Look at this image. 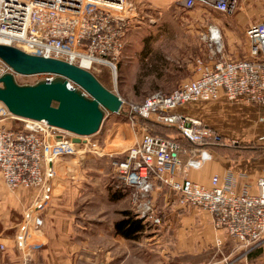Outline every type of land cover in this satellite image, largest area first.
I'll return each mask as SVG.
<instances>
[{"label": "built area", "instance_id": "1", "mask_svg": "<svg viewBox=\"0 0 264 264\" xmlns=\"http://www.w3.org/2000/svg\"><path fill=\"white\" fill-rule=\"evenodd\" d=\"M240 1L182 0V4L186 9L200 5L233 16ZM133 12L131 0H0V45L79 67L105 87L94 71L107 68L116 80L117 60L124 49L126 31L131 20L137 17ZM245 26L250 42L248 57L224 56L221 35L219 42L215 35L220 30L212 26L206 38L212 49L206 60L196 59V76L171 92L157 91L142 102L129 104V123L135 130L143 128L142 137L112 161L114 174L129 190L137 217L160 225L162 218L158 215L154 192L157 187L166 188L180 204L209 211L215 228L224 231L232 243L244 249L243 258L264 245V173L257 180L256 192L237 190L232 174L225 182L214 175L210 186L189 178L191 169H201L212 158L209 147L229 145L231 139L225 141L226 137L215 127L176 110L191 102L217 100L222 95L239 103L264 106V20ZM0 66V77L7 73L15 77L11 66ZM51 74L45 80L52 81L59 76ZM68 87L80 89L91 97L71 79ZM13 120H16L14 124ZM152 123L177 128L197 148L188 149L175 139L151 134ZM75 136L78 135L45 120L16 116L0 101L3 180L14 189L39 190L38 198L26 209L16 227L14 247L19 252H26L31 230L44 225L59 158L73 154L80 146L97 149V143L91 142L88 136H82L85 140L81 143L72 141ZM232 142L238 143L235 139ZM184 154L188 155L186 161L182 159ZM216 244L222 246V238H217ZM0 248L4 249L5 245Z\"/></svg>", "mask_w": 264, "mask_h": 264}, {"label": "rangeland", "instance_id": "2", "mask_svg": "<svg viewBox=\"0 0 264 264\" xmlns=\"http://www.w3.org/2000/svg\"><path fill=\"white\" fill-rule=\"evenodd\" d=\"M131 1L135 7V12L132 15H137V17L131 20L132 24L126 31L124 49L117 60L116 80L107 68L94 71L105 87L122 98L124 101L122 110L120 113L106 110L105 119L100 130L96 134L88 136L91 142L95 141L97 143L96 150L93 147L90 148V146H80L78 150H74L73 154L65 157L67 160L72 161L77 168L80 167L90 173L87 174V177L81 178V181H83V195L79 198L86 199L85 196L88 197V194L92 192L94 201L90 202L92 204L88 206L85 204V209L84 207L81 208L85 215L78 213L79 219L77 220L88 228L92 227L89 230L95 234H116L114 224L123 217V211L132 210L134 212L128 189L124 198L117 201L110 199V191H112L114 185L121 182L114 174L112 165L113 159L120 157L117 152L124 147L119 145L124 143L123 138H128L129 141L125 142V147H130L136 143L138 136L143 132V128L135 130L131 127L127 116L129 104L142 102L157 91H170V88L178 87L183 81L196 76V59L202 57L206 60L212 49L206 39L212 26H216L220 30L224 56L233 59L248 57L250 42L246 38L245 25L253 21L264 20V0H241L233 16L200 5L186 9L183 7L182 0ZM145 38H148L146 42ZM147 42H149L148 53L145 52ZM3 47L1 46V48ZM0 64L4 68L11 66L1 57ZM13 70L16 72L15 79L19 84H35L53 76L49 72L28 74L18 72L14 68ZM58 79L60 78L58 77ZM0 85L2 84L0 83ZM188 105L204 106L202 113L198 115L191 111V115L207 123L215 122L213 117H217L221 109L241 106L242 103L230 100L222 95L217 100L191 102L186 104V106ZM185 113L189 114L187 111ZM15 121L13 120L11 123L14 124ZM229 125L236 128L234 130L238 131V137L230 138L229 135H226L225 141L231 139L229 140L230 146L227 145L226 147L238 146V149L245 150V147L256 145V149L262 151L261 149L264 148L262 136L252 139L244 136L245 133H240L243 130L251 131V127L245 120L241 122L234 118ZM230 134L235 136L233 131ZM232 139H235L238 143H233ZM111 141L114 142L113 145L109 144ZM116 188L120 189L119 187ZM169 198L172 200L171 203L177 201L174 194L168 195ZM147 223L149 226L144 232L145 235L155 232L167 233L166 229L163 230L162 227L155 226L152 221L149 220ZM110 239L112 238L110 237ZM108 244L112 247L118 243L109 242ZM232 249L234 253L231 258H226L225 264H230L231 261H233L232 264H237L243 258L244 249L234 243ZM161 250L164 249L161 248ZM212 251V254L215 255V249H212ZM254 253L257 255L258 252L255 251ZM260 254L257 257L254 255L255 264H264L263 248ZM187 260L194 259L171 256L165 259V263H161L162 260H159L158 264H181ZM206 260H212V255Z\"/></svg>", "mask_w": 264, "mask_h": 264}, {"label": "crops", "instance_id": "3", "mask_svg": "<svg viewBox=\"0 0 264 264\" xmlns=\"http://www.w3.org/2000/svg\"><path fill=\"white\" fill-rule=\"evenodd\" d=\"M175 88H170L167 92ZM203 107L185 105L178 107L176 111H187L189 115L193 111L199 115L204 110ZM261 117L264 118V106L242 103L241 106L221 109L217 117H213L215 122H206L232 138L238 137V131L234 130L236 128L229 125L232 119L241 122L245 120L251 131L239 132L253 139L264 135V121L260 120ZM232 131L235 136L230 134ZM122 141L124 143L119 146L124 147L117 153L127 149L125 142L129 139L123 138ZM109 144L113 145L114 142ZM226 146H220L221 150L212 149V158L201 169H191L189 178L210 186L214 175H219L221 181L225 182L229 174H232L237 190L256 192L257 180L264 173V148L260 151L256 149V145H251L232 155L229 150L232 147ZM65 157L67 156L60 157L55 164L52 195L45 210L44 225L40 229L31 230L26 241V252H19L14 247L16 227L26 209L38 198L39 190L11 188L0 173V246L5 245L4 249L0 248V264H158L159 260L165 263V259L171 256L194 259L181 264H225L226 258L232 257L233 243L224 231L215 228L211 213L182 205L178 199L171 203L172 200L168 199L169 190L163 187H157L154 195L162 214V224L158 226L166 229L167 233L142 234L140 238L131 240L117 234L90 232L92 227L88 228L77 220L78 213L85 215L82 210L83 207L85 209V204L88 206L94 201L92 192L88 194L89 198H79L83 195L81 178L90 173L77 168ZM187 158L188 155H182L184 161ZM86 200L89 201L85 202ZM217 238H222V246H217ZM109 242L118 244L111 247ZM262 248L264 249V245L254 249L237 264H255L254 252H258L256 257L259 256ZM212 249H215V255L212 254ZM211 255L212 260H206Z\"/></svg>", "mask_w": 264, "mask_h": 264}, {"label": "water", "instance_id": "4", "mask_svg": "<svg viewBox=\"0 0 264 264\" xmlns=\"http://www.w3.org/2000/svg\"><path fill=\"white\" fill-rule=\"evenodd\" d=\"M0 57L18 72L59 75L60 79L56 77L52 81L19 84L13 74L7 73L0 77V101L16 116L45 120L52 126L78 135L72 138L73 142L81 143L85 140L82 136L96 134L105 119L106 110L114 113L122 110V98L79 67L31 56L7 45H0ZM68 79L86 89L91 97L85 96L80 89L68 87Z\"/></svg>", "mask_w": 264, "mask_h": 264}, {"label": "trees", "instance_id": "5", "mask_svg": "<svg viewBox=\"0 0 264 264\" xmlns=\"http://www.w3.org/2000/svg\"><path fill=\"white\" fill-rule=\"evenodd\" d=\"M203 7H205V6H203ZM207 8H210V7H207ZM148 38H145V42H146V39H148ZM148 51H149V42H147V45L145 48V52L148 53ZM144 55H146V54L144 53ZM149 131L153 135H161V136H165L168 138L175 139V140L179 141L183 147H186L188 149L197 148L187 138H185L181 134V132L175 127L166 126V125H162L159 123H152L149 126ZM223 136H225V135L223 134ZM237 147L238 146H235V147H232L231 149H229L232 152V155H233V153H237L238 151L242 150V149H238ZM214 148H215V150H221L220 146L209 147V149L211 151ZM223 152H224V150H223ZM116 158H118V157H116ZM116 187H119L120 189H117ZM126 188L127 187L122 182H120V184L114 185L112 191H110V199L112 201H117V200L124 198V196L127 194ZM158 215L162 218V214L160 212L158 213ZM148 226H149L148 223L145 222L144 219L137 217V215L132 210H125V211H123V217L115 222L114 230H115V233L117 235H121L126 239L136 240V239L140 238V236L142 234H144V232L147 230Z\"/></svg>", "mask_w": 264, "mask_h": 264}, {"label": "bare ground", "instance_id": "6", "mask_svg": "<svg viewBox=\"0 0 264 264\" xmlns=\"http://www.w3.org/2000/svg\"><path fill=\"white\" fill-rule=\"evenodd\" d=\"M213 30L216 32V28H213ZM218 32V31H217ZM216 35V37H217V41L219 42V38H220V33H218V34H215ZM220 45H222V41H220Z\"/></svg>", "mask_w": 264, "mask_h": 264}]
</instances>
